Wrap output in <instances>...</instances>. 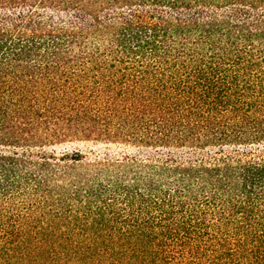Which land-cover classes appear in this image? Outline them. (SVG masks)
Segmentation results:
<instances>
[{
    "label": "trees",
    "instance_id": "obj_1",
    "mask_svg": "<svg viewBox=\"0 0 264 264\" xmlns=\"http://www.w3.org/2000/svg\"><path fill=\"white\" fill-rule=\"evenodd\" d=\"M0 264H264V0H0Z\"/></svg>",
    "mask_w": 264,
    "mask_h": 264
},
{
    "label": "rangeland",
    "instance_id": "obj_2",
    "mask_svg": "<svg viewBox=\"0 0 264 264\" xmlns=\"http://www.w3.org/2000/svg\"><path fill=\"white\" fill-rule=\"evenodd\" d=\"M55 150L57 153L63 152V151H73V150H79L83 153H87L88 151H94V152H101L105 150H110V151H118L122 150L117 147L113 146H102V145H94V144H85V143H75V144H67V145H62L55 147Z\"/></svg>",
    "mask_w": 264,
    "mask_h": 264
}]
</instances>
